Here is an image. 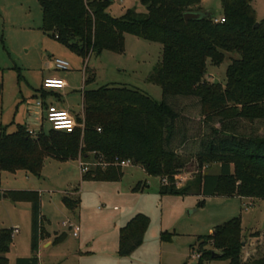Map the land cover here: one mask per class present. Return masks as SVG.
Listing matches in <instances>:
<instances>
[{
    "label": "trees",
    "instance_id": "1",
    "mask_svg": "<svg viewBox=\"0 0 264 264\" xmlns=\"http://www.w3.org/2000/svg\"><path fill=\"white\" fill-rule=\"evenodd\" d=\"M37 2L43 34L83 60L103 51L123 53L125 35L161 45V60L147 81L160 87L162 99L155 102L124 86L85 90L94 81L93 73L87 74L85 68L83 119H76L83 124L82 133L80 129L70 134L40 130L30 136L24 126H17L11 134L0 128V172L23 171L39 177L46 159L66 162L80 158L87 162L91 158L94 165L81 175L83 182L117 183L123 177L119 164L129 161L160 180L161 196L264 199V136L240 134L241 123L264 122V19L257 22L252 0H221L223 23H214L212 15L184 21L185 13L202 11L194 8L199 0H139L144 13L126 10L119 18L107 13L112 0ZM226 53L238 58L227 66L225 84L207 81V68L219 67ZM185 99L196 101L199 116L208 126L192 154L180 151L189 140L181 130L179 123L184 116L175 101ZM214 122L218 127L208 125ZM190 163L197 170L218 165V172L197 175L196 191L191 186L176 187L178 175ZM143 190L140 182L132 188V192ZM6 196L14 203L29 204L31 211L32 256L17 259L15 264H38L39 242L50 237L43 228L40 194L8 191ZM62 203L74 211L80 202L78 197L65 195ZM203 206L204 201L197 204V208ZM149 225L147 216L135 214L119 229V258L131 256L141 246ZM12 232L0 230V264H9L6 255ZM242 232L240 218H233L215 226L209 235L198 236L197 264L214 260L264 264V255L242 259ZM172 236L161 234L160 240L171 242ZM253 237H259L258 233ZM65 239L66 234H55L52 244ZM212 252L222 257L212 259Z\"/></svg>",
    "mask_w": 264,
    "mask_h": 264
},
{
    "label": "rangeland",
    "instance_id": "2",
    "mask_svg": "<svg viewBox=\"0 0 264 264\" xmlns=\"http://www.w3.org/2000/svg\"><path fill=\"white\" fill-rule=\"evenodd\" d=\"M251 5L257 22L262 21L264 0H252ZM194 8L206 10L217 19L222 15L221 0H199ZM126 10L145 11L139 0H112L107 13L119 18ZM41 19L37 0H0L1 130L11 134L17 126L26 123L36 129L39 110L35 108L36 103L41 101V83L45 78L62 79L66 87L47 95L44 103L70 112L75 120H82L81 91L84 89L85 68L87 74L94 75V81L85 90L124 86L141 91L155 102L161 101L160 87L147 81L161 60V45L125 35L123 53L103 51L83 60L43 34ZM237 58V54L226 53L219 67L207 68L206 80L224 85L226 68L232 59ZM56 59L68 63L69 70L55 71L53 61ZM175 104L185 117L179 124L185 139L189 140L180 151L192 154L198 138L208 131V126L199 116L195 100H176ZM208 125L218 127L215 122ZM240 127V134L264 136V122L241 123ZM76 129L82 133L83 127ZM50 130V125L43 121V133ZM180 141L181 137L176 145ZM78 160L92 164L91 158L87 162ZM78 160L58 162L46 159L39 177L23 171L14 174L0 172V230L18 229L6 255L9 264H15L17 259L30 258L32 254L30 205L4 198L8 191L38 192L40 213L45 218L43 228L50 235L49 241L52 243L55 234H66L61 244L45 247L47 240L40 243L37 251L40 264H74L72 255L77 250L89 253L87 258L80 260V264H134L131 261L145 258L151 264H197L198 259L192 257L193 253H197L196 238L209 235L215 226L233 218H240L243 230L242 259L264 255V199L161 196L160 180L147 176L140 167L132 165L122 168L123 177L117 183L83 182ZM191 164L178 175V188L191 186L196 191L197 175L218 172V165H205L197 170ZM138 182L145 186V190L132 192ZM75 193L79 198V207L69 211L62 198L65 195L76 197ZM200 201H204V206L197 208ZM135 214L147 216L150 225L143 243L131 255L132 258L123 260L116 254L118 230ZM67 220L78 225V239L72 238L70 230L62 226ZM254 233H258L259 237H253ZM161 234L174 236L171 242H161ZM190 246L193 248L190 249ZM206 264L228 262L214 260Z\"/></svg>",
    "mask_w": 264,
    "mask_h": 264
},
{
    "label": "built area",
    "instance_id": "3",
    "mask_svg": "<svg viewBox=\"0 0 264 264\" xmlns=\"http://www.w3.org/2000/svg\"><path fill=\"white\" fill-rule=\"evenodd\" d=\"M213 21H214V23H223L224 18H222V17L219 19L215 18ZM53 68L56 71H67V70H69V65H68V63H66L64 61L56 59L53 61ZM65 87H66V84L62 79L45 78L42 80V83H41V88L43 90H46V91H62L65 89ZM36 107L38 109H43L44 104L41 101H38L36 103ZM44 112H45V117H44L45 121L50 125L51 130L70 134L77 127H80V128L83 127V124L77 125L75 118L66 110L59 109V108H56V107L50 105V106H45ZM60 114H65V119L67 121H71V124L70 125H63V122L57 118ZM57 124H61L62 126L60 128H57ZM27 133L30 136L36 135L34 132L29 131V130H27ZM91 165L92 164H87V163H83V162L79 161L80 173L85 174L88 171L89 167H91ZM119 165H120V167L123 168V167L129 166L131 164L129 161H125V162H121ZM178 181H179V179L176 182V187H179V185H180V182H178ZM165 183H166V181L163 180V184H165ZM62 226L64 228H68V230H70L73 238L78 237L79 231H80L78 225L73 224L67 220L66 222L62 223ZM17 233H18V229H14L12 232V237L14 234H17ZM192 257H195L196 259H198L199 255L197 253L196 254L193 253Z\"/></svg>",
    "mask_w": 264,
    "mask_h": 264
},
{
    "label": "crops",
    "instance_id": "4",
    "mask_svg": "<svg viewBox=\"0 0 264 264\" xmlns=\"http://www.w3.org/2000/svg\"><path fill=\"white\" fill-rule=\"evenodd\" d=\"M203 4V3H202ZM202 7V6H201ZM202 11H206V10H202ZM221 17H222V15H221ZM220 17V18H221ZM55 70V69H54ZM56 71V70H55ZM43 80V79H42ZM43 92H45V95L43 96L42 95V93ZM54 92H58V91H46V90H43L42 88H41V90H40V99H41V101H42V103L44 104V107H43V109H38V108H35V109H37V111L39 112V118L37 119L38 121H37V126H35L36 127V129H33V128H30L29 127V124L28 123H26V124H24L23 126L27 129V130H29V131H32V132H34L35 134H37L40 130H43V121H45V118L43 119V116L45 115V112H44V109H45V106H47L45 103H44V98L47 96V95H49V94H52V93H54ZM70 113V112H69ZM36 114H38V113H36ZM35 113L33 114V115H36ZM71 114V113H70ZM45 117V116H44ZM79 161V160H78ZM81 174V173H80ZM82 175V174H81ZM148 186V185H147ZM77 193V192H76ZM75 193V194H76ZM69 196H71V195H69ZM76 197H77V194H76ZM243 200V199H242ZM249 200V199H248ZM75 211V210H74ZM128 222V221H127ZM126 222V223H127ZM119 231V230H118ZM80 232V231H79ZM72 236V235H71ZM50 238V237H49ZM49 238H47V239H45V240H47L46 242H45V247H49V246H51V245H53L50 241H49ZM73 238V237H72ZM79 238V235H78V237L77 238H75V239H78ZM45 240H43V241H45ZM43 241H41V242H43ZM41 242H39V245H38V249H39V246H40V243ZM54 246V245H53ZM89 255V253H82L80 250H77V251H75L74 253H73V260H74V264H80L81 262H80V260H83L84 258H87V256ZM128 258H132L131 256H129V257H127V258H122L123 260H126V259H128ZM121 259V260H122ZM180 261H182V259L180 260ZM102 262V261H101ZM129 262V261H128ZM131 262H133L134 264H151L149 261H147V259L145 258V259H143V260H138V261H131ZM38 264H40L39 263V260H38ZM129 264V263H128ZM160 264H164V263H162V262H160Z\"/></svg>",
    "mask_w": 264,
    "mask_h": 264
},
{
    "label": "water",
    "instance_id": "5",
    "mask_svg": "<svg viewBox=\"0 0 264 264\" xmlns=\"http://www.w3.org/2000/svg\"><path fill=\"white\" fill-rule=\"evenodd\" d=\"M106 1H111V0H106ZM210 15L211 14L208 11L188 12V13H185L183 15V19H184V21H192V20L196 21V20H199L200 18H203V17H209ZM255 26H257V24ZM4 198L8 199L6 194L4 195ZM211 257H212V259H219L222 257V254L217 253V252H212Z\"/></svg>",
    "mask_w": 264,
    "mask_h": 264
},
{
    "label": "clouds",
    "instance_id": "6",
    "mask_svg": "<svg viewBox=\"0 0 264 264\" xmlns=\"http://www.w3.org/2000/svg\"><path fill=\"white\" fill-rule=\"evenodd\" d=\"M60 121L63 122V125H70L71 124V121H67L65 119V114H60L58 117H57ZM62 125L61 124H57V128H60Z\"/></svg>",
    "mask_w": 264,
    "mask_h": 264
}]
</instances>
